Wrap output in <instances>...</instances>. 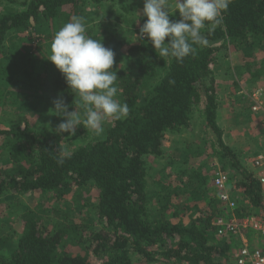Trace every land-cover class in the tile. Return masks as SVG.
<instances>
[{
    "label": "trees",
    "instance_id": "trees-1",
    "mask_svg": "<svg viewBox=\"0 0 264 264\" xmlns=\"http://www.w3.org/2000/svg\"><path fill=\"white\" fill-rule=\"evenodd\" d=\"M2 4L9 9H3ZM139 4L144 5V0H0V54H10V66L0 70L2 110L8 107L6 100L14 97L6 75L30 81V73L37 67L44 74L39 81L28 82L24 93L40 89L50 109L58 98L70 105V111L75 109V94L53 62L47 57L33 59L27 68L20 61L24 54L16 45H7L11 34L28 30L31 24L43 30L57 29L72 16L84 17L87 34L105 46L120 47L114 51L119 90L116 99L127 102L130 108L128 118L107 123L104 137L100 138H94L83 124L74 136L57 134L52 129L66 118L54 114L42 125L33 124L25 116L11 127L0 124L5 161L13 166V170L0 176V199L36 191L50 194L54 200L44 214H40L43 208L23 213L22 229L12 251L6 244L14 235L5 233L0 243V264H136L163 260L224 264L221 258L230 260L234 240L217 238L212 222L220 213L219 202L207 196L205 188L199 191L202 200L197 201L199 206L193 204L197 214L189 222L173 221L168 216L178 210L179 204L188 208L181 201L173 206V196L177 200L188 193L189 186H204L208 178L201 175V170H183L180 176L189 174L183 188L156 181L166 193L158 198L157 209L150 202L149 158L164 154L165 134L188 127L193 112L201 105L208 130L222 150L217 152L221 163L226 168L225 163L232 161L241 170L245 193L254 204H260L259 182L239 162L240 151L225 143L224 130L218 123L215 66L222 49H229L240 58L244 76L260 75L258 66L264 64L260 60L264 58V0H232L223 13L222 24L213 33L209 34L207 27L202 29L208 46L197 47L196 55L182 63L172 57L160 58L152 44L142 43L139 36L130 44L122 39L137 25L131 14ZM145 18L137 17L139 22ZM179 18V12L172 17ZM136 31L140 34V30ZM34 44L25 55L32 56ZM69 137L80 141L75 148L65 146ZM59 145L71 152L63 164L57 163L55 150ZM192 154L198 157L200 153ZM90 187L97 191L90 212L80 219L65 212L66 194ZM189 194L191 200L196 199L194 193ZM84 205L90 206L89 202Z\"/></svg>",
    "mask_w": 264,
    "mask_h": 264
},
{
    "label": "rangeland",
    "instance_id": "rangeland-1",
    "mask_svg": "<svg viewBox=\"0 0 264 264\" xmlns=\"http://www.w3.org/2000/svg\"><path fill=\"white\" fill-rule=\"evenodd\" d=\"M170 2L174 4L175 0H170ZM2 7L3 9H9L8 7H4L3 4ZM143 8L144 5L142 4L135 6L131 16L133 19H136L137 25L134 28L131 26L133 29L128 33L126 32L125 36L122 37V39H124L125 42L129 44L134 42L136 37L138 38L139 36V39L141 38L139 32L136 30H140V28L143 26V23L147 20V17L143 15ZM121 11L122 10H120L119 13H124ZM176 12H179V10H176ZM140 15H142L143 18L146 17L142 22H139V19H137V17ZM107 16L111 17L112 15ZM95 21L97 23L99 19ZM31 25L32 26L30 29L26 31L20 30L15 32L14 35L11 34V38H8L7 41L8 46L14 44L19 49V53L24 54V56H20V61L25 67H31V61L33 59L39 61L51 54L52 40L55 33L60 29V27L57 29H55V27H51L43 30L40 28V26L34 24ZM142 38V43L151 44L146 36ZM34 42L36 43L34 44ZM33 44L35 50H33L32 56L25 55V52L28 51L27 49H29V47H31ZM106 47L114 49V51L117 50L116 48H120L119 46L114 48L111 45ZM8 58H10L9 53L0 54V70H3V68L6 69L7 66H10V61ZM260 60L264 61V58L262 59L261 57ZM241 66L242 64L239 57H234L229 49H222L220 57L215 66L217 71L216 74L218 77H220L222 74L226 76L225 84L230 85L232 92L228 96V100L231 104L230 111L232 112L229 111V116L227 118L228 135L224 141L228 146H230V148L234 147L237 151V148L241 147L242 150H247L250 147L251 151H253L254 147H256V149L251 152L252 154H256L264 149V146H258V143H261V140L264 137L259 131V121L254 119V115L251 111L252 101L248 99L244 93L238 94V92L240 90H246L248 92L260 90L261 93L257 97L260 99V101L264 102V64H260V66H258L259 70L261 71L258 77L244 76V71ZM43 74L44 72L40 73L39 68L37 67L35 71L30 73V81H28V78L19 80L16 79V76L14 75H6L11 85L10 90L14 91V97L10 99V101L6 100L8 107L5 110H2L0 107L1 127L4 125L8 127L14 126L16 123L20 122L24 116L27 117L33 124H41L42 122L44 123V120L47 123L50 121V118L53 116V114H50V105L46 102L42 91L40 89H32L31 91L26 89L30 91V94H27L24 93L25 89H23V87L28 86V82L39 81ZM242 77L244 79H242ZM218 101L222 103L220 98H218ZM5 126L3 128H5ZM106 126L107 123L105 124V130ZM255 129L256 132H254ZM104 134L105 132L102 136L97 137L93 133L92 136H94V138H100L104 137ZM2 138L3 137L0 136V176L5 175L7 171L13 168L12 164L7 165V162L5 161L6 149L2 147V143L4 142ZM72 139L73 138L71 137L66 139L64 141L65 146H68L69 148H75L79 144V140ZM164 149L166 155L165 157L163 155L161 156L162 158L153 156V158L151 157L148 160L150 165V202L154 208L160 207L158 198L162 197L161 194L166 193L165 190L156 183L157 180L162 178L161 181L164 184H172L174 187L182 186L181 188H183L185 184H188L189 180V174L185 177L180 176V173L183 172V170H192V168L201 170V175L209 178L214 172L211 164L214 163V161H222L217 155V152H222V150L217 145L215 136L208 130L203 105L193 112L191 123L188 127H181L176 131H169L165 134L163 150ZM194 152H199V156L194 157L192 154ZM238 160L240 161V159ZM225 165L233 182L241 185L242 180L244 179L241 170L237 169L233 165L232 161L226 162ZM161 181L160 183L162 184ZM190 187L191 186L188 187V193H183L178 197L177 200V197H172L171 204L173 206L181 201L182 204L185 203L189 208L187 211L186 208L179 204L178 210H175L172 213L169 212L168 216L171 217L170 219L173 221L176 220L180 222H189L190 219L195 217L197 214V208L194 205L199 206L197 205V201L202 200V198L199 197V193L201 192L202 188L207 190V196L213 197L212 195L214 194L215 197V189L212 186L207 185V182L204 184V186L202 185V187H198V189H192V187ZM74 192L72 191L65 196V204H67L65 212L68 211V213L73 215L74 218L76 217V219H80V217H84L92 209L91 203L94 204L97 191L90 187L83 190L78 189ZM189 192L195 194V200L190 199ZM42 200L44 202L43 204H40V201ZM52 201L54 200L50 199V194L42 195L40 192L35 191L28 192L24 195L17 194L15 196H8L7 198L0 199V243L3 242L6 234H13L14 238L10 240L6 246L9 251L14 250L13 248L15 246L16 239L22 229L23 213L27 210L38 212L40 208H43V211H40V214H44L46 213L45 211H49L50 207L54 205ZM87 202H89L90 206L84 205V203ZM65 204L60 203V206L63 207ZM190 208H192V210ZM79 211L82 213L80 214ZM177 213H179L180 216ZM176 214L177 216H175ZM232 244H235V242ZM4 245L2 244V246ZM168 262L175 263L174 260H163L162 263H160V261H149L146 262V264H168ZM221 262L224 264L231 263L230 260L227 261L224 258H221ZM136 264H140L139 261H136Z\"/></svg>",
    "mask_w": 264,
    "mask_h": 264
},
{
    "label": "clouds",
    "instance_id": "clouds-1",
    "mask_svg": "<svg viewBox=\"0 0 264 264\" xmlns=\"http://www.w3.org/2000/svg\"><path fill=\"white\" fill-rule=\"evenodd\" d=\"M232 0H144L143 15L147 17L140 28V37H147L162 59L175 58L182 63L195 56L197 47L208 46V33L223 22V13ZM179 10V19H172ZM167 38V39H166ZM135 41V40H134ZM47 58L63 74L75 94V109L69 110L63 98L54 101L50 114L65 117L52 131L57 134H76L81 124L95 136H102L105 124L127 119L130 108L127 102L116 99L117 71L115 52L102 41L87 34L85 18L72 16L54 35L51 54ZM57 163L63 164L71 152L59 145Z\"/></svg>",
    "mask_w": 264,
    "mask_h": 264
},
{
    "label": "built area",
    "instance_id": "built-area-1",
    "mask_svg": "<svg viewBox=\"0 0 264 264\" xmlns=\"http://www.w3.org/2000/svg\"><path fill=\"white\" fill-rule=\"evenodd\" d=\"M242 93L252 101L251 111L264 137V102L257 97L260 90L238 92ZM258 146H264V138ZM237 156L244 169L259 182L261 202L254 204L242 183L233 182L223 163L214 161L211 164L213 175L206 182L215 189L220 213L214 217L212 226L219 241L233 239L235 242L229 252L230 264H264V149L256 154L240 151Z\"/></svg>",
    "mask_w": 264,
    "mask_h": 264
},
{
    "label": "crops",
    "instance_id": "crops-1",
    "mask_svg": "<svg viewBox=\"0 0 264 264\" xmlns=\"http://www.w3.org/2000/svg\"><path fill=\"white\" fill-rule=\"evenodd\" d=\"M217 76V85H218V92H219V98L222 101V103H220L219 101V106H218V123L219 125L223 128L224 130V139H226V136L228 135V116H229V111L231 110V104L228 100V96L231 92V88L230 85H226V76L224 74H222L220 77ZM232 112V111H230ZM255 119V117H254ZM256 120V119H255ZM257 121V120H256ZM254 132H256V129L254 130ZM250 135V134H249ZM233 147V146H232ZM234 148V147H233ZM239 151H241L243 154L250 152L251 148L249 147L247 150H242L241 148H237ZM256 149V147H254L253 151ZM252 152V151H251ZM164 157L165 155V149H164V154H162ZM161 155V156H162ZM161 156H158V158H160ZM151 158V157H150ZM153 158V157H152ZM162 158V157H161ZM156 159V158H155ZM162 180V178H160L159 180H157L158 182H160ZM36 192V191H35ZM244 194V192H243ZM246 195V194H244ZM184 208L187 209L188 208L185 205H182ZM172 261V260H171ZM163 261H161L160 263H162ZM140 264H146V263H141L139 261ZM223 263V262H222ZM168 264H180L178 261L174 262H168Z\"/></svg>",
    "mask_w": 264,
    "mask_h": 264
}]
</instances>
